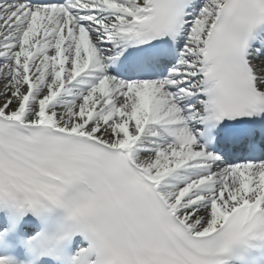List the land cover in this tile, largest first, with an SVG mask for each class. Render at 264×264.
Listing matches in <instances>:
<instances>
[{
  "label": "snow or ice",
  "instance_id": "snow-or-ice-1",
  "mask_svg": "<svg viewBox=\"0 0 264 264\" xmlns=\"http://www.w3.org/2000/svg\"><path fill=\"white\" fill-rule=\"evenodd\" d=\"M0 264H264V0H0Z\"/></svg>",
  "mask_w": 264,
  "mask_h": 264
}]
</instances>
